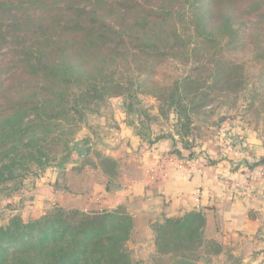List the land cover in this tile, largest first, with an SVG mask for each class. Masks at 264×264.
<instances>
[{
	"label": "trees",
	"instance_id": "obj_1",
	"mask_svg": "<svg viewBox=\"0 0 264 264\" xmlns=\"http://www.w3.org/2000/svg\"><path fill=\"white\" fill-rule=\"evenodd\" d=\"M251 84L249 110L259 114L264 0H0V192L11 184L14 192L22 189L26 178L57 160L58 166L85 160L73 154L77 129L113 98L125 100L128 116L137 94L154 98L157 114L140 112L149 124L141 122L140 131L127 117L129 124L149 145L177 137L191 151L201 136L194 114ZM172 113L174 133L147 137L153 122ZM254 125L248 139L264 143L262 126ZM103 159L107 165L92 162V169L113 176L117 164ZM247 215L255 236L264 221L252 207ZM151 227L156 264H199L198 253L218 246L205 238V217L197 211ZM134 232L122 208L57 206L39 220L13 218L0 228V264H136L128 249Z\"/></svg>",
	"mask_w": 264,
	"mask_h": 264
},
{
	"label": "crops",
	"instance_id": "obj_2",
	"mask_svg": "<svg viewBox=\"0 0 264 264\" xmlns=\"http://www.w3.org/2000/svg\"><path fill=\"white\" fill-rule=\"evenodd\" d=\"M120 109L124 112L122 107ZM250 133V128L246 127L241 134L243 140L237 141L239 147L244 145V150L237 155L241 163L249 162L248 152L254 155L264 147V143H258L255 138L248 139ZM175 139L176 142L160 138L159 142L149 145L137 135L126 116L117 118L106 139H99L96 147L91 146V153L99 150L115 161L117 172L109 177L97 167L80 176L60 170L53 181L44 180L36 188L40 191V204L44 206L55 200L61 206L85 211L124 209L135 224L129 245L142 258L156 253L152 223L193 211L205 217L206 239L253 242L247 211L249 207L258 210L264 221V165L246 170L232 168L229 161L223 159L219 146L198 143L195 147L207 158L205 174L181 170L173 163L166 165L165 177L150 181L147 172L158 161L171 156L186 158L191 154L183 149L177 137ZM177 150L180 155L170 154ZM248 176L254 177L250 190H237L234 185H247ZM228 180L230 187L224 184ZM198 189L202 192L199 205L193 198ZM248 192L253 196H247Z\"/></svg>",
	"mask_w": 264,
	"mask_h": 264
},
{
	"label": "rangeland",
	"instance_id": "obj_3",
	"mask_svg": "<svg viewBox=\"0 0 264 264\" xmlns=\"http://www.w3.org/2000/svg\"><path fill=\"white\" fill-rule=\"evenodd\" d=\"M189 67L190 66H186V69ZM181 69L184 68L181 67ZM252 85L253 84H251L246 91L239 93L237 97L233 92H230L228 95L231 99L228 101L226 97L220 95L218 101L213 105L194 114L193 124L194 127H196L195 132L199 133V135L201 133V136L194 143V148L190 153L193 152V150L200 152V150L195 147L198 143L199 145L207 143L214 147L219 146V133L223 130L228 131L227 133L233 136H237V134L245 132L246 127H254V123L262 126L260 130H262V128L264 130V111L258 114L255 110H249V105L254 94L252 92ZM124 102L125 100L123 98H113L107 107L101 109L97 115L90 116L79 126L74 143L72 144L73 154H79L84 157L85 160L75 157L70 165L64 164L62 166L57 165L62 163V161L57 160L52 164L53 166L47 167L45 171L38 170V173L35 172L26 178L23 181L22 189L14 192V185L11 184L8 188L0 192V228L7 227L13 218H20L24 223H30L51 213L57 206L71 208L56 204L57 202L55 200L52 203H45L44 206L41 205L40 198L38 197L40 191L36 188L41 182H44V180L48 182L53 181L56 178L55 174L60 170L68 171L70 174L73 173L70 166H78L81 168L82 170L76 172V175L83 176L87 171L92 169V162L98 163L99 167L102 165L104 166V164L107 165V163H104V156L99 150H96V152L91 155H88V152L91 151V146H97L99 139L101 141L106 139L117 118H121L122 116H126V118L131 117L129 118L130 120L137 124L140 123L138 127H140V131H142L141 122L146 125L149 124L147 123L149 121L147 119L144 120L142 116L143 113L140 112L147 109L152 114H157L158 103L154 98L145 94L139 93L135 96L134 100H132L134 112L131 116H128L127 107L124 106ZM261 103V100L255 101L257 110H261ZM121 107L124 109V112H121ZM177 121L178 118L173 113L169 116L168 120L162 116L159 117L158 121L151 124L152 127L150 130H147V137L155 138L156 135L174 133ZM247 154L251 164H254L256 167L264 165L262 162L264 160V147H262L260 152L254 153V155L249 152ZM255 233V236H250L253 242H240L239 240L228 242L217 241L218 243L216 244L218 246L214 245L208 247L206 254L201 248L203 253H198V255H200L199 264H264V224ZM219 246H221V251L216 252ZM128 249L132 253L131 257L134 263L156 264V261L154 259L152 260V255L142 258L139 257V252L136 253L133 250L132 246L129 245Z\"/></svg>",
	"mask_w": 264,
	"mask_h": 264
},
{
	"label": "built area",
	"instance_id": "obj_4",
	"mask_svg": "<svg viewBox=\"0 0 264 264\" xmlns=\"http://www.w3.org/2000/svg\"><path fill=\"white\" fill-rule=\"evenodd\" d=\"M228 131L223 130L221 133H219V146L220 151L223 159L228 160L232 168L236 169H245V167L242 166L241 161L238 159L237 155L239 153V146L237 144V141H242V133L237 134V136H233L230 133H227ZM207 158L202 152H197L193 150L191 154L186 158H178L176 156L167 157L165 159H162L157 162V164L153 167H151L148 172L147 176L150 181H156L159 178H163L166 176L165 168L167 164H173L176 163L177 167L181 170H187L193 173L198 174H205V164H206ZM254 180L253 176H248L247 185H240L235 184L234 187L236 189L238 188L240 191L247 189L250 190V186L252 181ZM225 186L230 187L231 182L230 180L225 181ZM250 185V186H249ZM237 189V190H238ZM247 196H253L252 193L249 192L246 194ZM193 198L195 200V203L198 205L201 202L202 199V192L198 189L193 193Z\"/></svg>",
	"mask_w": 264,
	"mask_h": 264
},
{
	"label": "water",
	"instance_id": "obj_5",
	"mask_svg": "<svg viewBox=\"0 0 264 264\" xmlns=\"http://www.w3.org/2000/svg\"><path fill=\"white\" fill-rule=\"evenodd\" d=\"M262 162L264 163V160Z\"/></svg>",
	"mask_w": 264,
	"mask_h": 264
}]
</instances>
